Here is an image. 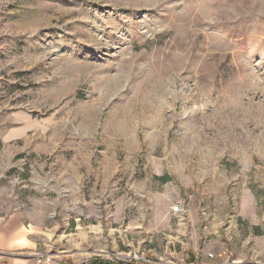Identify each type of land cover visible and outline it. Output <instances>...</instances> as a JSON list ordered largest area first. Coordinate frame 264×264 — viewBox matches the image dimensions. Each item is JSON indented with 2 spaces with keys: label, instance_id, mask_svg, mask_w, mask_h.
<instances>
[{
  "label": "rangeland",
  "instance_id": "374dc122",
  "mask_svg": "<svg viewBox=\"0 0 264 264\" xmlns=\"http://www.w3.org/2000/svg\"><path fill=\"white\" fill-rule=\"evenodd\" d=\"M0 250L264 264V0H0Z\"/></svg>",
  "mask_w": 264,
  "mask_h": 264
},
{
  "label": "crops",
  "instance_id": "0c3cea01",
  "mask_svg": "<svg viewBox=\"0 0 264 264\" xmlns=\"http://www.w3.org/2000/svg\"><path fill=\"white\" fill-rule=\"evenodd\" d=\"M3 254L4 252L0 250V264H31V263H25L24 261L18 258L10 259Z\"/></svg>",
  "mask_w": 264,
  "mask_h": 264
},
{
  "label": "built area",
  "instance_id": "2783aa9c",
  "mask_svg": "<svg viewBox=\"0 0 264 264\" xmlns=\"http://www.w3.org/2000/svg\"><path fill=\"white\" fill-rule=\"evenodd\" d=\"M111 263L112 264H115L113 262H111ZM35 264H50V263H47L46 262L45 256H43V255H37ZM133 264H146V260H145V258L137 259V260H135V263H133Z\"/></svg>",
  "mask_w": 264,
  "mask_h": 264
},
{
  "label": "trees",
  "instance_id": "16d2710c",
  "mask_svg": "<svg viewBox=\"0 0 264 264\" xmlns=\"http://www.w3.org/2000/svg\"><path fill=\"white\" fill-rule=\"evenodd\" d=\"M87 264H112L110 262H106V261H103L101 259H94V260H91L89 263Z\"/></svg>",
  "mask_w": 264,
  "mask_h": 264
}]
</instances>
